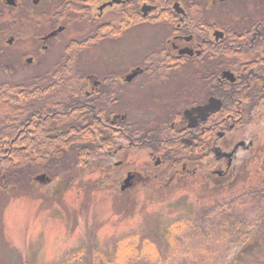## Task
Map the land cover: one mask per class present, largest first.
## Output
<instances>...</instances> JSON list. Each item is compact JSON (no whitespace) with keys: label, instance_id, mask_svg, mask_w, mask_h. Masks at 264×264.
Masks as SVG:
<instances>
[{"label":"flooded vegetation","instance_id":"1","mask_svg":"<svg viewBox=\"0 0 264 264\" xmlns=\"http://www.w3.org/2000/svg\"><path fill=\"white\" fill-rule=\"evenodd\" d=\"M8 1L0 0V114L9 102L21 108L25 97L40 95L66 71L65 80L77 85L63 103L70 110L27 126L31 134L45 126L63 150L57 158L73 153L72 140H79L85 165L96 164L103 175L124 166L120 184L130 174L131 188L195 175L213 188L232 187L263 174L264 0H139L137 12V0ZM42 22L47 27L39 31ZM59 37L67 38L63 50L79 42V54L50 64ZM72 108L86 118L82 135L71 133ZM21 127L2 144L0 164L15 161L18 170L2 174L3 196L24 190L23 151L34 145ZM135 150L146 164L127 165ZM42 174L47 184L36 182ZM64 178L42 171L28 184L59 191L69 187Z\"/></svg>","mask_w":264,"mask_h":264},{"label":"rangeland","instance_id":"2","mask_svg":"<svg viewBox=\"0 0 264 264\" xmlns=\"http://www.w3.org/2000/svg\"><path fill=\"white\" fill-rule=\"evenodd\" d=\"M34 27L29 28L32 35ZM39 27L43 31L47 25ZM67 38L53 42L50 64L62 58ZM144 164L146 156L138 150L127 163ZM123 167L103 175L96 164H87L60 175L68 188L33 190L25 180L22 194L0 195V264H91L132 234L154 242L162 259L173 245H181L176 252L179 262L193 258L205 264H264V172L232 187L213 188L195 175L165 187L156 180L121 193ZM186 220L200 230L193 237L179 234L178 242L169 245L168 227ZM203 242V251L194 249Z\"/></svg>","mask_w":264,"mask_h":264},{"label":"trees","instance_id":"3","mask_svg":"<svg viewBox=\"0 0 264 264\" xmlns=\"http://www.w3.org/2000/svg\"><path fill=\"white\" fill-rule=\"evenodd\" d=\"M140 1H136V12L138 10ZM71 47L68 49L63 50V56L60 61L65 62L67 56V52L70 51H78L80 50L81 44L79 42L72 43ZM70 54V53H69ZM66 72V71H65ZM65 72L59 71L55 78H58L52 86L46 91L39 92L40 95H35L31 97H25L22 102V107L20 108L17 104L9 102L7 105V109L4 114H0V152L2 148V144L4 140L7 138L9 140L15 139L18 134V130L21 126L20 122L22 123V136L25 137V142H29L30 145H34L33 148L29 149L28 151H32L33 155H30L28 151H23V159H22V172L24 174V180L30 183V178L38 173V172H45L47 175L57 178L60 175L69 174L72 170L71 163L66 155H63L62 158H57L58 152H63L62 148L58 145L57 139H50L48 138L49 135L45 132V126H40L37 128V132L31 134L28 132L27 126L33 120V118L37 116H46L48 117L53 112L61 113L63 111H69L70 108H64L63 103H68V96L72 93L73 90H76L74 87L75 82L73 81H66ZM36 94V93H35ZM47 95H50L49 97ZM53 95V96H52ZM68 109V110H67ZM73 112L70 113V123L73 129L71 133L73 135L81 134L82 130L79 129L82 123L86 121L84 115H80L78 110L75 112V108ZM71 109V110H72ZM65 116V115H63ZM66 117V116H65ZM82 122V123H81ZM75 129L78 131H75ZM33 137V139H31ZM73 146V156L75 159V165L78 168H82L85 163V159H89L88 156L81 150L77 148V145L80 143L79 140H72ZM76 155V156H75ZM31 157L34 159L31 160ZM39 160L41 161V165H37L34 161ZM73 161V162H74ZM78 162V163H77ZM16 167L15 161H13L12 165L9 162H3L0 164V180L2 174L5 172L13 173L16 175ZM211 214V210L207 211V215ZM167 241L170 243L169 245H173L172 243L178 242L176 236L179 234L182 235L187 232V236H192L196 230H200L199 226H193L187 220L184 222H178L170 225L168 227ZM186 236V235H185ZM187 238V237H186ZM185 238V239H186ZM204 243V242H203ZM180 244V243H179ZM194 249L200 248L203 251L205 247V243H195ZM181 245H177L169 251V256L162 259L161 255L158 251L156 244L146 237L138 236V235H129L125 236L119 241H116L112 248L108 249L106 253L102 252L101 256H97V258L92 260L91 264H205V261L197 262L193 258L190 262L187 259L185 261L179 262V259L176 257V252L180 250ZM107 261L105 258V256ZM177 258L178 262L176 259ZM113 258V260H112ZM228 264H233L229 262Z\"/></svg>","mask_w":264,"mask_h":264},{"label":"water","instance_id":"4","mask_svg":"<svg viewBox=\"0 0 264 264\" xmlns=\"http://www.w3.org/2000/svg\"><path fill=\"white\" fill-rule=\"evenodd\" d=\"M113 3H120V1H119V0H113V2L108 3L107 5H112ZM8 4H9V5H13V3H12L10 0L8 1ZM150 9H151V8H150L149 6L144 5V6L141 8V12H142L143 14H147V13L149 12ZM62 30H63V29H58L57 31H55V32L51 33L50 35H48V36L46 37V39L55 36L57 33L61 32ZM131 179H132V176L128 175L127 178L123 181L122 185L120 186V191L123 192V191H125L126 189H128V188L131 187ZM36 180H37L38 182H40V183H44V182H45V176H38V177L36 178ZM46 182H48V181H46Z\"/></svg>","mask_w":264,"mask_h":264}]
</instances>
